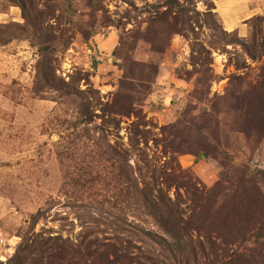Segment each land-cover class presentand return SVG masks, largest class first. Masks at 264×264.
I'll return each instance as SVG.
<instances>
[{
	"label": "rangeland",
	"instance_id": "1",
	"mask_svg": "<svg viewBox=\"0 0 264 264\" xmlns=\"http://www.w3.org/2000/svg\"><path fill=\"white\" fill-rule=\"evenodd\" d=\"M210 8L0 0V264H264V13L230 31ZM151 165L190 216L173 256L138 232L163 234L136 198ZM115 217L145 254L101 246Z\"/></svg>",
	"mask_w": 264,
	"mask_h": 264
},
{
	"label": "trees",
	"instance_id": "2",
	"mask_svg": "<svg viewBox=\"0 0 264 264\" xmlns=\"http://www.w3.org/2000/svg\"><path fill=\"white\" fill-rule=\"evenodd\" d=\"M210 3L211 8L209 10V14H212V10L214 12V5L213 3L208 0ZM21 10L23 13H25V7L24 5L20 4ZM216 13L214 12V14ZM217 17V15H216ZM45 43V42H43ZM42 43V45H43ZM49 47L44 46L41 50H39V56H41L40 61L37 63V72L35 76V89L34 91H41V89L46 88V89H51L55 90L56 86L53 83L55 78V74L53 71H51V66H50V61L47 59V65L42 68V62L44 57L47 58L46 53L48 52ZM42 86V87H41ZM66 87L64 85H58L57 86V91L61 92ZM86 112L87 116L90 114L89 113V106L86 107ZM85 114V112H83ZM86 117V116H84ZM86 119V118H85ZM91 118H88L86 121H90ZM134 141H136L135 138H129V145H131ZM145 146V145H144ZM123 150V149H122ZM121 151V150H120ZM144 151L141 148H138L137 150V156L139 159L143 158ZM152 166V165H151ZM151 169V176L150 180L152 183L145 181L144 177H147V175H143V180L139 184V187L136 188V198H140V201L143 202L142 208L143 211L145 210L148 213V216L153 218L157 224L158 227L161 229L163 234H159L157 232L153 231H146L143 233L142 230H138L139 234H143L144 238L146 241L152 244H156L159 246H164L168 247L170 254L173 256V254L176 253V251L181 247L182 243L185 240L191 241L192 236L190 234V228H189V220L190 216H187V212L185 210H181V208L173 203H171V199L168 195L167 186H166V181H161L157 184V178H155V173L157 172L156 167H150ZM142 179V177H141ZM156 183V184H155ZM161 185V187H159ZM158 187V188H156ZM166 187V188H164ZM156 188V190H155ZM192 191H188L187 195L191 197L189 202L192 204H195L196 198L199 196V190L195 187L191 188ZM165 192H166V202H165ZM155 193V194H154ZM198 194V195H197ZM145 207V208H144ZM81 214L80 216L82 217V222H81V227L85 229H90L88 228L87 224L91 222H101V221H106V219L102 215H95L96 217H93L91 214ZM40 215V212L37 213V215L32 216L30 218V222H33V224H36V220L38 219ZM114 221V228H113V233L105 234L101 238V246L105 248V250L111 249V250H123V252L129 251L131 248L136 250V253L133 254V252H130V257L135 258L136 256L143 255L145 254L142 247L140 246H131L129 242H125V245L120 243V237L119 235L116 234V231H126L123 226L126 223L125 218H118L115 217L113 218ZM125 230H124V229ZM103 232V231H102ZM138 234V233H137ZM101 235V234H100ZM143 238V239H144ZM93 239V238H92ZM90 239L88 242V245H95V242L99 243V236L94 238L93 241ZM144 239V240H145ZM48 240H54V241H62L60 238L55 237L51 238L49 237ZM82 241H76V243H81ZM97 243V244H98ZM141 245L144 244L143 240H140ZM122 245V246H119ZM100 246V245H99ZM29 248L28 245L25 246V250ZM128 254V255H129ZM53 256V255H52ZM52 258V257H51Z\"/></svg>",
	"mask_w": 264,
	"mask_h": 264
},
{
	"label": "crops",
	"instance_id": "3",
	"mask_svg": "<svg viewBox=\"0 0 264 264\" xmlns=\"http://www.w3.org/2000/svg\"><path fill=\"white\" fill-rule=\"evenodd\" d=\"M217 18L233 31L249 18L264 13V0H210Z\"/></svg>",
	"mask_w": 264,
	"mask_h": 264
}]
</instances>
